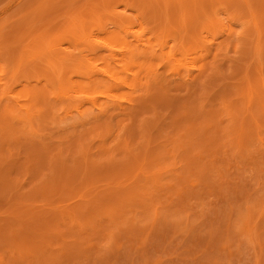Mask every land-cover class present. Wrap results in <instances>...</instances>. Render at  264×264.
<instances>
[{
    "label": "rangeland",
    "instance_id": "374dc122",
    "mask_svg": "<svg viewBox=\"0 0 264 264\" xmlns=\"http://www.w3.org/2000/svg\"><path fill=\"white\" fill-rule=\"evenodd\" d=\"M0 264H264V0H0Z\"/></svg>",
    "mask_w": 264,
    "mask_h": 264
},
{
    "label": "bare ground",
    "instance_id": "6f19581e",
    "mask_svg": "<svg viewBox=\"0 0 264 264\" xmlns=\"http://www.w3.org/2000/svg\"><path fill=\"white\" fill-rule=\"evenodd\" d=\"M63 93H64V92H63ZM66 95H67V94H66ZM3 112H4V111H3ZM3 112H2V113H3ZM3 115H4V113H3Z\"/></svg>",
    "mask_w": 264,
    "mask_h": 264
}]
</instances>
